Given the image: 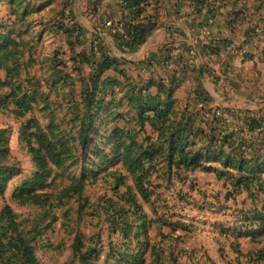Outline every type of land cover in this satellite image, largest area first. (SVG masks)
Here are the masks:
<instances>
[{"label":"rangeland","instance_id":"rangeland-1","mask_svg":"<svg viewBox=\"0 0 264 264\" xmlns=\"http://www.w3.org/2000/svg\"><path fill=\"white\" fill-rule=\"evenodd\" d=\"M171 1L163 0L164 10L182 9ZM187 2L203 32L215 30L211 6L220 19L216 33L223 31L228 38L222 41L231 44L230 69L204 81L209 91L221 83L223 103L237 95V108L214 101L223 121L232 129L247 113L264 117V0ZM74 6L71 15L62 0H0V177L9 180L0 195V264H264L246 257L264 249V238L239 241L238 256L237 240L220 235V229L245 227L237 222L245 214L264 213V193L236 195L225 180L199 171H172L168 180L161 165L131 175L130 163L142 159L138 147L157 143L125 97L140 92L149 73L138 65L103 73L91 65L89 59L101 63L102 52H112L110 20L92 16L86 2ZM74 25L79 37L67 32ZM193 58L178 95L181 110L197 85ZM87 111L97 122L83 144ZM37 129L67 154L62 166L50 165L49 177L29 188L38 173L30 153ZM252 141L248 155L264 161V129ZM121 145L133 148L131 158ZM28 191L40 197L37 203L23 200Z\"/></svg>","mask_w":264,"mask_h":264},{"label":"trees","instance_id":"trees-1","mask_svg":"<svg viewBox=\"0 0 264 264\" xmlns=\"http://www.w3.org/2000/svg\"><path fill=\"white\" fill-rule=\"evenodd\" d=\"M85 1L92 16L99 17L103 0ZM116 2L120 11L126 14L122 15L119 20L113 21L115 27L112 30L115 34L109 31V35L115 38L122 53L131 54L147 42L156 30L157 24L154 17L145 16L149 0H116ZM74 4L75 0H62L63 10H69L71 15L76 10ZM212 9L211 6L206 9L207 15L211 17L210 20L216 17V12L211 13ZM223 23L229 25L230 21L223 19ZM76 26L74 25L67 32L70 35L76 33L79 37L81 31ZM229 45H231L229 42L218 39L201 45L202 47H198L200 45L195 46V48L192 47L186 52L190 56L194 53L193 57L195 58H203L208 55L217 56L221 50L228 48ZM95 51V47L90 50L93 55H99ZM198 52L200 56H197ZM102 53L104 59L99 55L103 60L101 63L89 59L91 65L101 68L102 73L125 65L122 60L114 57L108 48ZM166 53L167 57L163 59H159L157 55H152L143 64H140L143 70L149 73V79L140 83L142 86L140 92L136 94L128 92L125 96L129 102V107L138 110L143 123L148 122L150 128L154 129L157 134L155 145L149 146L147 149H144L141 145L138 147L139 156L142 159L130 163L131 175L135 177L138 173L144 171H148L146 172L148 174L149 169L161 165L169 172L167 175L168 180L175 177L172 171L179 174L181 172L199 171L212 174L219 181L225 180L236 195L246 193L250 197H254L252 193L254 189L264 193V161L259 155H252V135L263 131L264 117H258L257 113H247L241 120L240 125H237V128H229L223 121V117L217 114L221 108L211 106L214 103L213 99L201 87L199 68L198 70L196 68L192 70H195L198 75L196 77L197 86L189 93V98L183 110H181L179 103L174 99V94L187 80V74L191 66L188 63H183V60L178 58L175 61L178 70L169 72L168 67H170L172 58L169 57L170 53L168 51ZM204 54L207 55L204 56ZM193 57L192 59H194ZM80 60L82 59L80 58ZM158 67L161 68V74L155 71ZM206 72L208 71L203 67V74H212V72ZM95 87L96 85H94V89ZM192 106H197V110H188ZM146 115L151 117L145 118ZM95 116L92 117L89 111L86 112L84 120L86 128L81 131L80 135L83 144L87 141L86 131L92 129L94 122H97ZM202 123L204 127H201ZM31 136L34 138V147H31L30 153L34 156L38 173L29 188L36 186L49 177L50 165L62 166L66 161L67 154L64 153V147H59L56 143L50 141L39 129ZM244 136L248 138L244 139ZM130 145H133L132 139H130ZM119 146L117 149H120ZM121 148L124 149L127 158H131L133 148L124 145H121ZM248 152L252 154L250 153L249 156ZM212 164L218 165L219 168L213 167ZM146 167L149 169H146ZM8 181V179L0 177V195L4 194ZM139 182L142 185V180H139ZM140 191L145 198H148L145 193L147 191L142 186H140ZM22 196L25 202L31 203H37L40 198L29 191L26 194L22 193ZM227 198H231V195H228ZM237 222L245 223L246 226L220 229V235L224 237L230 235L237 240L234 253L242 256L239 240L250 239L251 242L258 243L260 241L258 239L264 238V213L256 211L247 213ZM246 257L250 262L262 260L264 259V249L259 250L255 257L252 254H248ZM30 264H33V260Z\"/></svg>","mask_w":264,"mask_h":264},{"label":"crops","instance_id":"crops-1","mask_svg":"<svg viewBox=\"0 0 264 264\" xmlns=\"http://www.w3.org/2000/svg\"><path fill=\"white\" fill-rule=\"evenodd\" d=\"M79 1L86 2L85 0H79ZM162 2L163 0H149V3H148L149 6L145 10L146 11L145 16L154 17L157 27H156V30L153 32V34L149 37L147 42L143 46L138 48L136 52L131 53V54L122 53L118 48V44L115 38L113 36L106 35L108 37L107 39H109L108 43H110L112 47L111 53H113V56L116 57L117 59L122 60L126 66L128 67L137 66V65L141 66L140 64H143L152 55H155V56L157 55L159 59H163L167 57L166 52L168 51L170 53L169 57L172 58L170 67H168V71L172 72L174 70H178V67L175 64V61L178 58H181L183 60V63L184 62L188 64L192 63V57L186 52L187 50H190V48L192 47L195 48V46L197 45L208 44V42H211L213 40H218V39L223 40V39L228 38V35H225L223 31L221 35L216 33L217 32L216 30L218 29V24H219L218 21L220 20L217 17L213 18V20L211 19V22L213 21L215 23V25L213 26L215 30H209V31L203 32L199 30L197 26H195L194 14L196 12H194L195 9L192 4H188L187 1L173 0L170 3H174L175 7L177 4H181L182 9L164 10ZM184 9L187 10V13H183ZM124 14L126 13H122L120 11V8L116 0H103L101 4V8H100V16L98 17V19L100 21H103V20L117 21ZM111 31L112 33H114V30H111ZM228 53H229V49L226 48V49L221 50V52L217 56L208 55L203 58L202 57L196 58V63L200 70L199 83L201 87L204 89V91L213 99V101H217L218 104L221 102L220 100L221 96L223 95V92L226 89L220 88L221 83L215 86L213 85V88L211 91L206 89L204 87V81L207 78H209V75L203 74L202 68L206 67L205 69L209 73L218 72V70L222 69L223 67L225 68V70L227 69L228 71V69H230V61H229V58L227 57ZM131 57H134L138 60L135 61ZM206 58H209V60H211L209 61L208 65L203 63ZM155 71L159 74L162 73L160 67L156 68ZM186 83H187V80L183 82L181 87L174 94V99L177 102H180L178 99L179 98L178 95L180 94L182 88L185 86ZM191 91H189V93ZM189 93H187V97L185 98L184 104H186L189 98ZM230 98L231 99H229L226 103H223L224 101L221 102L220 105L222 107L228 105L232 108H237V105H238L237 95L236 97H230ZM216 168H219V166L216 165ZM243 240H249L251 242L250 239H241L239 241H243Z\"/></svg>","mask_w":264,"mask_h":264},{"label":"built area","instance_id":"built-area-1","mask_svg":"<svg viewBox=\"0 0 264 264\" xmlns=\"http://www.w3.org/2000/svg\"><path fill=\"white\" fill-rule=\"evenodd\" d=\"M107 25H108V27H111V28H113V27H114V25H113L111 22H109ZM211 106H212L213 108H216V107H218V106H217V104H216L215 102H214V103H212V104H211ZM217 114H218V115H220V113H217Z\"/></svg>","mask_w":264,"mask_h":264}]
</instances>
